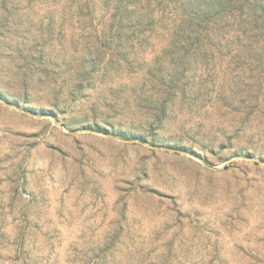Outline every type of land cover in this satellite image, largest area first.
<instances>
[{
  "label": "rangeland",
  "instance_id": "1",
  "mask_svg": "<svg viewBox=\"0 0 264 264\" xmlns=\"http://www.w3.org/2000/svg\"><path fill=\"white\" fill-rule=\"evenodd\" d=\"M230 1L0 0V264H264V2Z\"/></svg>",
  "mask_w": 264,
  "mask_h": 264
},
{
  "label": "trees",
  "instance_id": "2",
  "mask_svg": "<svg viewBox=\"0 0 264 264\" xmlns=\"http://www.w3.org/2000/svg\"><path fill=\"white\" fill-rule=\"evenodd\" d=\"M264 2V0H232L230 1L229 5L232 3H236V5L240 6L243 5L244 3H246V5H248L249 7L255 8V7H261V3ZM97 130L100 132H106L104 129L102 128H98Z\"/></svg>",
  "mask_w": 264,
  "mask_h": 264
},
{
  "label": "water",
  "instance_id": "3",
  "mask_svg": "<svg viewBox=\"0 0 264 264\" xmlns=\"http://www.w3.org/2000/svg\"><path fill=\"white\" fill-rule=\"evenodd\" d=\"M1 97V96H0ZM51 116H54V115H51ZM113 137H115L114 135H112ZM170 149V148H169Z\"/></svg>",
  "mask_w": 264,
  "mask_h": 264
}]
</instances>
